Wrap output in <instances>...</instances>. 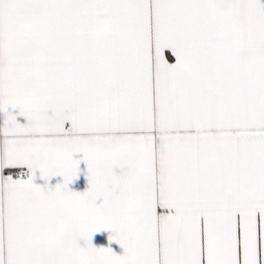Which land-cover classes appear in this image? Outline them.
Listing matches in <instances>:
<instances>
[{
  "label": "snow or ice",
  "instance_id": "snow-or-ice-1",
  "mask_svg": "<svg viewBox=\"0 0 264 264\" xmlns=\"http://www.w3.org/2000/svg\"><path fill=\"white\" fill-rule=\"evenodd\" d=\"M0 264H264V0H0Z\"/></svg>",
  "mask_w": 264,
  "mask_h": 264
}]
</instances>
